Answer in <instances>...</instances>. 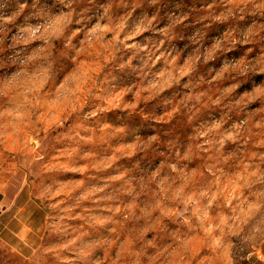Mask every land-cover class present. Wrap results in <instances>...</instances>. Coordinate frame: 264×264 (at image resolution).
<instances>
[{"label": "rangeland", "instance_id": "1", "mask_svg": "<svg viewBox=\"0 0 264 264\" xmlns=\"http://www.w3.org/2000/svg\"><path fill=\"white\" fill-rule=\"evenodd\" d=\"M29 201L0 264H264V0H0V215Z\"/></svg>", "mask_w": 264, "mask_h": 264}, {"label": "crops", "instance_id": "2", "mask_svg": "<svg viewBox=\"0 0 264 264\" xmlns=\"http://www.w3.org/2000/svg\"><path fill=\"white\" fill-rule=\"evenodd\" d=\"M27 205L21 209V220L5 213L0 215V239L15 250L22 249L23 241L30 239L42 224L41 210L33 202L29 201Z\"/></svg>", "mask_w": 264, "mask_h": 264}]
</instances>
